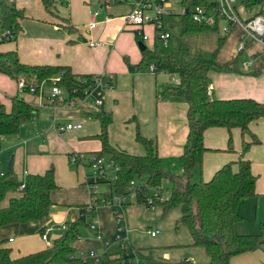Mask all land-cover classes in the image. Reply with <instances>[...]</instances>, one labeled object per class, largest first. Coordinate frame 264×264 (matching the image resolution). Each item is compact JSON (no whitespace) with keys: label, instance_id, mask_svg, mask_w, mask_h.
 I'll use <instances>...</instances> for the list:
<instances>
[{"label":"crops","instance_id":"1","mask_svg":"<svg viewBox=\"0 0 264 264\" xmlns=\"http://www.w3.org/2000/svg\"><path fill=\"white\" fill-rule=\"evenodd\" d=\"M55 2L56 13L68 18L76 27L75 30L67 31L59 27L57 18L44 10L40 0H13L14 7L24 13L21 21L35 20L36 26L32 27L31 36L25 37V33H22L16 36L15 40L0 45V50L16 49L20 61L24 63L68 65L74 73H111L112 85L103 88L100 106V110L111 116V123L108 126L110 143L129 153L142 154L143 147L134 139L138 125L142 135L155 140L162 167L179 173L180 167L174 169L173 166H176V159L182 151L188 131L187 105L179 98L162 97L164 90L172 85V75L162 70L151 73L146 68L145 71L135 68L141 57V50L138 47L141 37L124 19V15L130 9V3L127 1L101 7L99 0H55ZM176 3L181 4L179 11L181 12L184 8L181 1L168 0L169 8L178 13L175 8ZM253 7H256L253 12L243 16L240 15L237 7L236 11L241 19H247L259 9L258 6ZM93 10H98L96 27L86 30V23ZM2 12L3 10L0 14ZM81 28L84 31H81ZM143 30L149 32V35H154V30L152 29L151 32V27L148 25L144 26ZM89 39L104 41L105 45L90 47L86 43ZM241 41L244 42V46L238 51L237 46ZM147 42L151 46L153 41L151 38L143 41L144 44ZM145 46L147 47L146 44ZM216 60L222 66L234 64L235 68L209 72V92L212 96L220 99L250 97L264 102V40L250 38L240 24H235L227 32ZM130 63L134 65L133 69L128 67ZM15 94L21 95L16 81L0 73V101L6 108L10 106L9 97ZM23 98L37 106V114L33 119L23 122L16 134L0 136V160L5 161L13 152L10 158L11 165H7V169L20 164L23 175L41 174L53 165L57 187L50 193L53 204L46 217L47 220L45 218L42 221L29 222L34 225L36 233H40L39 229L46 226L45 224L50 220L58 225L79 218L82 205L89 200L90 192L85 183L87 174L85 166L70 164L68 156L72 152H93L100 148V142L90 137L99 131V120L95 117V109L87 103L64 109L60 103L48 102L45 94L40 96L26 93ZM52 118L57 123L80 122L81 128L58 132L52 128ZM250 129L260 138L261 143L251 146L245 153L240 152L239 130H232L234 150L229 152L225 150L227 131L217 127L206 129L203 141L208 151L204 153L201 168L194 170V177L207 180L221 165L238 158L249 160L251 170L255 174L256 169L260 168L259 164L264 165V118L252 122ZM12 143L14 146H11ZM1 173L3 171H0ZM257 188L256 183L255 189ZM14 195L17 194L11 193L8 197ZM8 197L4 200V204ZM244 200L245 198H242L237 206L240 215L244 210ZM98 210L99 207L96 208L93 218L95 221L99 220L100 227L97 228L102 234V239L85 237L84 243L77 239L73 243L77 252L94 250L101 253L102 241L112 237L115 230L114 221L112 220V229L104 230L105 222ZM241 220L234 224L236 233L249 234L256 231L255 221L252 227L247 228L241 224ZM25 224L2 227V237L6 239L12 237V241L6 243L8 247L15 242L12 232L18 231ZM48 245L47 240L44 247ZM40 249L42 247L22 253L18 251L17 255H10L15 258ZM229 264H264V245L231 257Z\"/></svg>","mask_w":264,"mask_h":264},{"label":"trees","instance_id":"2","mask_svg":"<svg viewBox=\"0 0 264 264\" xmlns=\"http://www.w3.org/2000/svg\"><path fill=\"white\" fill-rule=\"evenodd\" d=\"M40 1L44 10L57 18L59 27L67 31L76 29L68 18L56 13L55 0ZM99 1L101 7L127 2V0H108V3ZM215 2L216 0H183L181 2L183 10L178 13H167L162 21L164 22L166 18L170 24L169 17L176 16L182 36L219 31L217 17L213 24H208L193 21L190 16L193 6L205 5L211 8ZM242 4L246 7L258 6L259 9L254 15H264L262 7L264 0H243ZM0 6L4 7L1 21L19 30L20 21L24 18L23 11L14 5H6L3 0H0ZM226 36L227 33L220 34L215 46L207 52L193 50L183 39L171 41V36L166 46L157 44L154 39L150 47L141 50L138 67H147L151 63L155 69L165 71L178 79L177 84H172L164 90L162 97L179 98L187 105L188 131L178 156L180 173L162 167L155 140L142 135L138 125L134 139L143 147L142 154H132L111 144L108 138L111 116L99 109L94 112L99 120V131L90 137L100 142V148L84 153L110 161L116 168V178L114 181L100 182L107 183L114 192L127 194L135 192L138 203L145 202L149 188L157 190L155 195H159L163 181L167 180L170 183L169 194L160 202L163 212L179 207V219L187 227L191 237L190 244L203 247L209 257L206 263L184 260L186 264H229L231 257L264 245V221L259 222L258 233L242 234L234 231V224L242 219L237 210L239 201L256 194V175L251 170L249 160L238 158L228 161L216 169L209 179L191 180L193 171L201 168L204 153L208 151L203 141L206 129L212 127L225 129L228 133L225 150L229 152L234 150L233 129L240 132L241 153L261 143L260 138L251 131L250 124L264 118V102L250 97L220 99L208 92L209 72L235 68L234 64L222 66L216 60ZM0 73L16 82L22 80L23 92L26 93L29 86H34L37 91L43 83L44 87L55 84L70 94L73 89L78 90L76 92L78 94L91 84L94 75L74 73L68 65L24 63L20 61L16 49L0 50ZM9 100V108L0 101V136L16 134L23 122L33 119L37 114V106L26 101L22 95H12ZM54 175L53 165L41 174L26 173L24 187L20 193L8 197V193L17 187L11 167L0 174V264H95L89 259L79 258L73 245L79 237L78 227L83 223L81 217L65 221L66 227L63 232L43 249L15 258L10 255L11 248L6 245L8 239L1 235L2 227L44 220L53 204L50 193L57 187ZM130 181L138 184L132 187ZM137 187H141V190L139 191ZM6 197L8 198L4 204ZM44 228L42 226L39 229L40 234ZM136 251L145 255L142 248ZM145 257L149 259L148 256Z\"/></svg>","mask_w":264,"mask_h":264},{"label":"built area","instance_id":"3","mask_svg":"<svg viewBox=\"0 0 264 264\" xmlns=\"http://www.w3.org/2000/svg\"><path fill=\"white\" fill-rule=\"evenodd\" d=\"M6 5H13V0H3ZM108 0H103V3H108ZM130 3L129 11L124 15L125 21L132 25L136 30V33L140 35L141 41H146L148 39L147 34L144 32L143 27L145 25H151L154 30V39L161 41V44L166 46L168 44V39L171 34L169 31H162L164 22L162 18L167 13H173V9L169 8L168 0H127ZM183 1V0H178ZM236 0H216L214 7L207 8L205 5L193 6L190 10V16L193 21L199 23L213 24L215 18L217 17L223 21L221 25V31L227 33L230 28L235 24H240L244 31L250 38L263 41L264 37V15H253L249 19H241L236 11L235 6ZM107 6V5H106ZM4 10V9H3ZM0 14V44L13 41L18 30L10 25H6L1 21ZM98 10H93L90 13L89 20L86 23L88 30H92L96 27L97 21L96 16ZM220 29V24H219ZM87 45L90 47H97L105 45L104 41L89 39L86 41ZM244 42L241 41L237 50H242ZM247 65V62H245ZM147 68L150 72L155 71L153 64H148ZM113 81V75L111 73H98L93 75V81L82 91L73 89L72 94L62 87L55 84L49 85L47 87L40 84V87L36 91L34 86H29L28 92L31 94H38L42 96L45 94V99L50 103H60L64 106L74 107L83 103L89 104L95 111L102 104V90L105 87H111ZM172 84H177L178 79L175 76H171ZM17 83L18 92H23V81L19 80ZM209 92V89H208ZM52 128L58 132L78 130L81 128V123L76 122H65L57 123L54 118H52ZM68 161L70 164H82L88 167L91 172L86 174L85 183L88 186L90 192L89 201L81 207L80 215L86 216L88 214L94 213L98 205L106 204L112 211V217L115 224V230L112 233V240L102 241V252L97 253L94 250L89 251H78L77 256L83 260L89 259L95 264H150L145 255L139 254L135 248H133L129 242L128 227L125 218V206L127 203V193L124 192H114L107 191L104 193H99L96 191V184L101 180L114 181L115 176V166L104 158L96 157L94 154H84L80 152H72L68 156ZM112 171V173H110ZM130 186H136L135 181H130ZM24 187V181H21L16 187L17 191H21ZM139 191L141 187H137ZM134 196L135 192L131 191ZM165 197L161 194L155 196H145V202L147 206L153 207L156 201L161 202ZM98 204V205H97ZM44 231L40 234V237L47 241L49 240V232L53 227L44 226ZM66 227L65 222H62L56 226V228L64 230ZM89 229L95 230L96 238L102 239V234L98 228L93 223H87ZM98 230V231H97ZM148 233L151 236H155L157 230L148 229ZM8 241H12V237L8 238ZM111 243H115L119 248V255L116 258L110 256V246Z\"/></svg>","mask_w":264,"mask_h":264},{"label":"rangeland","instance_id":"4","mask_svg":"<svg viewBox=\"0 0 264 264\" xmlns=\"http://www.w3.org/2000/svg\"><path fill=\"white\" fill-rule=\"evenodd\" d=\"M242 3L243 0L235 1V6L237 7V10L239 11L241 16L253 12L256 8V7H246ZM262 7H264V5ZM175 8L178 10L177 12H179L181 10L180 9L181 4L176 3ZM3 9L4 7L0 6V12ZM102 11L103 10H101V12ZM169 18H171L169 19L170 24L168 23V21H166L167 19L165 18L162 31L166 30L170 32L171 41L177 39H183L184 41L188 42L193 50L206 51V52L211 50L215 46L218 36L223 33L221 31V25L223 24V21L220 20L219 31H206V32L193 33L182 36L180 35L177 17L172 16ZM35 23H36L35 20H29V19L21 21L20 29L18 30L17 36H20L22 33L23 34L25 33L24 34L25 37L31 36L33 31L32 27L36 26ZM148 26L151 27V32H152L153 27L151 25ZM80 30L84 31L83 28H81ZM144 32L146 33V31ZM146 34L148 38H151L152 41L154 40L153 34L149 35V32ZM156 43L161 44V41L156 40ZM4 44L6 43H2L0 45H4ZM145 44L147 45V47H150L149 42ZM125 60L127 62L126 57ZM128 67L134 68V65L130 63ZM135 68L137 70L143 69V71H145L146 68L147 71H149L147 67L140 68L137 65H135ZM155 71H159V70L156 69ZM19 93L22 96L26 94V92H19ZM62 106L64 107V109L73 108V107L64 106L63 104ZM98 109L100 110L101 107H98ZM119 124L121 125V123ZM11 146H14L13 143ZM12 155L13 152L6 157L5 161L0 160V171L3 172L7 171V165ZM175 165L176 166H173L174 169L177 166L180 167L181 169L178 159H176ZM259 165L260 168L256 169L257 172L255 173V175L257 176L256 183L258 184V188L256 189V194L253 196L244 197L245 198L244 210L243 213H241L242 216L241 224L249 228L252 227L253 221H255L256 223V228H255L256 231L254 233H249V234L258 233L259 222L264 221V165L261 164ZM85 169L87 174L91 172V170L86 166ZM11 170L13 172L15 182L18 186L19 183L23 181L25 178V175L22 174L23 169L22 167H20L19 164V165L11 166ZM170 171L174 173H178L175 172L173 169H171ZM110 173H112V171H110ZM194 173L195 171H193V176L191 177V180H198L196 177H194ZM136 183L138 184V182ZM96 185H97L96 191L99 193H104L110 190L109 185L105 182H99ZM169 188H170V183L167 180H164L161 187V195L163 197L169 194ZM156 191L157 190L153 188H149L146 192V196H151L152 194L155 195ZM11 193L18 194L20 193V191L14 189L13 191H10L8 194ZM98 207H99L98 213L99 215L103 216L102 218L105 222L104 230L106 228L112 229V220H113L111 218L112 211L110 210V208H108L109 206H107L106 204H100L98 205ZM93 215L94 213L88 214L86 216L79 215V217H81L83 220V223H81L80 226L78 227L79 242L83 241L85 237L96 238L95 235L96 231L89 229L85 225L87 223H93L96 227L98 228L100 227L99 220L95 221ZM179 217H180L179 207L171 208L163 212L162 205L159 201H156L153 207H149L146 205V203H138L136 197L132 192H129L127 194V203L125 206V218L128 227L129 242L133 248L143 249L145 255L149 257L148 261L150 264H164V262L172 263V264H186L183 262L184 260H189L194 263H206L209 260V257L203 247L193 246L190 244L191 243L190 234L187 230L186 225L180 221ZM45 225L49 227L50 226L53 227L50 232V239L48 240L50 244L53 238L58 237L63 232V230L56 228L57 224L52 223L51 220L48 224L46 223ZM148 229H154V230L156 229L157 230L156 235L151 236L148 233ZM36 232L37 230L34 229V225L30 223L25 224L24 226L19 228L18 231H13L12 234L14 235L15 242L9 245L11 247L10 254L14 256L17 255L18 251L22 253L39 247H42L43 249V247L45 246V240H42L40 238V233H36ZM106 240L110 241L112 240V237L110 236ZM78 243H77V247H78ZM118 255H119L118 246L115 243H111L110 256L112 258H116L118 257Z\"/></svg>","mask_w":264,"mask_h":264},{"label":"water","instance_id":"5","mask_svg":"<svg viewBox=\"0 0 264 264\" xmlns=\"http://www.w3.org/2000/svg\"><path fill=\"white\" fill-rule=\"evenodd\" d=\"M138 47H139L140 50H143L144 48H146V46H145V44L143 43V41H139V42H138ZM130 69H133V67H130ZM10 165H11V161L9 160V162H8V166H10Z\"/></svg>","mask_w":264,"mask_h":264}]
</instances>
